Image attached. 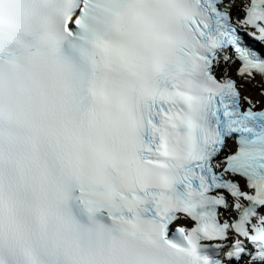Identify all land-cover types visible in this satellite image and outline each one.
Returning a JSON list of instances; mask_svg holds the SVG:
<instances>
[{
	"label": "snow or ice",
	"instance_id": "1",
	"mask_svg": "<svg viewBox=\"0 0 264 264\" xmlns=\"http://www.w3.org/2000/svg\"><path fill=\"white\" fill-rule=\"evenodd\" d=\"M6 34L8 56L55 62L90 214L162 264H264V108L247 94L264 93V0H0V63Z\"/></svg>",
	"mask_w": 264,
	"mask_h": 264
}]
</instances>
